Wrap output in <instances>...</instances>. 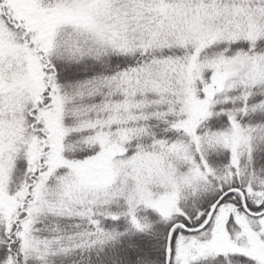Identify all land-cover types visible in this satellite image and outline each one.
Returning a JSON list of instances; mask_svg holds the SVG:
<instances>
[{"label":"snow or ice","instance_id":"obj_1","mask_svg":"<svg viewBox=\"0 0 264 264\" xmlns=\"http://www.w3.org/2000/svg\"><path fill=\"white\" fill-rule=\"evenodd\" d=\"M0 264H264V0H0Z\"/></svg>","mask_w":264,"mask_h":264}]
</instances>
